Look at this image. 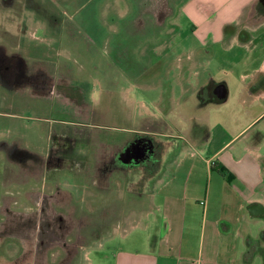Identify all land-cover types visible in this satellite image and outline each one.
<instances>
[{"label":"rangeland","instance_id":"1","mask_svg":"<svg viewBox=\"0 0 264 264\" xmlns=\"http://www.w3.org/2000/svg\"><path fill=\"white\" fill-rule=\"evenodd\" d=\"M185 1L0 0V49L22 60L18 77L38 69L48 80L42 96L32 80L0 81V264H114L147 237L157 177L181 148L201 142L190 129L201 139V119L232 133L244 127L235 93L262 63L264 9L258 0L245 7L220 42L206 24L230 17L231 0L201 3L211 19L191 17ZM211 79L228 99L203 113L207 93H198ZM182 95L188 105H178ZM127 129L183 140L164 142L170 154L153 171L118 166L134 135Z\"/></svg>","mask_w":264,"mask_h":264},{"label":"crops","instance_id":"2","mask_svg":"<svg viewBox=\"0 0 264 264\" xmlns=\"http://www.w3.org/2000/svg\"><path fill=\"white\" fill-rule=\"evenodd\" d=\"M254 1L231 0L232 15L214 26L207 23L204 34L223 41L226 23L239 18ZM211 2L186 0L185 4L194 19H211L201 14V3ZM217 16L211 17L220 18ZM196 24L195 32L201 34V22ZM232 43L241 42L234 38ZM240 80L234 114H246L244 127L232 133L228 126H208L198 117L207 128V136L201 133V139L195 140L201 141L199 144L181 148L157 177L151 195L153 218L148 225L143 224L147 237L138 250H119L113 256L114 264H256V260L264 264L259 251L251 252V261L245 260L250 243L255 250L260 239L264 247L260 236L264 232V123L258 125L264 120V57L258 70L249 76L241 75ZM212 82L211 79L209 83ZM137 83L145 88L143 80ZM155 101V105L165 103L163 98ZM176 101L178 105L189 104L184 95ZM210 102L201 103L205 105L203 113ZM186 107L182 106V113L189 112ZM122 237L126 243L129 237Z\"/></svg>","mask_w":264,"mask_h":264},{"label":"flooded vegetation","instance_id":"3","mask_svg":"<svg viewBox=\"0 0 264 264\" xmlns=\"http://www.w3.org/2000/svg\"><path fill=\"white\" fill-rule=\"evenodd\" d=\"M263 2L264 0H258L256 2V5L264 9ZM0 58H1L0 59V81H3V82L5 81L13 85V82L16 80H19V78L20 80H23V82L24 81L31 82L30 80H32V83L38 88H40L38 90L39 96H42L44 92V88L46 89L45 87L46 82L48 81L46 79V76L44 75L45 74L44 71L36 69L35 73L28 75V78H25L23 76L18 77L17 74L19 73L20 68H21V71H23L22 67L25 66L22 60L18 59V62H15L16 60L13 57H7L4 51L1 49H0ZM217 85L218 84H215L214 82H212L208 84L204 89L202 87L200 89V94L202 95L203 91H206L207 100L214 101L215 100L214 91ZM201 90L203 91L201 92ZM199 98L201 99L200 95H199ZM196 130H197V126L195 129H190L189 137L191 138V140H196L198 138V135H197L198 133H196ZM124 131L128 133H132L134 135H132V138H130L127 142H124L121 150H119L117 158L115 159V163L118 164V166L131 167V168L144 166L145 169L148 167L150 171L151 170L153 171L154 169L159 167L158 165L160 163L159 158L163 157L164 155L168 156L170 154L169 149H167L166 152H164V147H165L164 142L175 141L177 143H180L183 140V137L181 136L164 135L161 133H153L151 131L142 132V131H138L134 129L132 130L127 129ZM153 136L161 137V139L153 138ZM49 161H50V158H49ZM257 246L258 245L256 244L255 249L258 251L259 249L257 248ZM259 252L263 255V262H264V251L260 249Z\"/></svg>","mask_w":264,"mask_h":264},{"label":"water","instance_id":"4","mask_svg":"<svg viewBox=\"0 0 264 264\" xmlns=\"http://www.w3.org/2000/svg\"><path fill=\"white\" fill-rule=\"evenodd\" d=\"M214 95H215V100L217 102H225L228 96L226 85L224 83L218 84L214 91Z\"/></svg>","mask_w":264,"mask_h":264},{"label":"trees","instance_id":"5","mask_svg":"<svg viewBox=\"0 0 264 264\" xmlns=\"http://www.w3.org/2000/svg\"><path fill=\"white\" fill-rule=\"evenodd\" d=\"M210 84V83H209ZM206 87V86H205ZM205 87H203V89L205 88ZM203 90H201V92H202ZM200 95V91H199V93H198V96ZM204 135H205V137L207 136V128H206V126L204 127ZM166 145V144H165ZM115 163V161L113 162V164ZM116 164V163H115ZM117 165V164H116ZM260 236L262 237V238H264V232H262L261 234H260ZM254 244V243H253ZM251 252H253V254L255 253V250H253V247H252V243H250V245H249V250L247 251V253H246V255H245V260L247 261V262H249V261H251L252 260V255L253 254H251Z\"/></svg>","mask_w":264,"mask_h":264}]
</instances>
